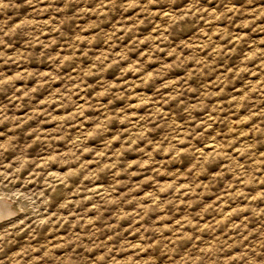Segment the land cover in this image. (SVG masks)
<instances>
[{
    "label": "rangeland",
    "instance_id": "374dc122",
    "mask_svg": "<svg viewBox=\"0 0 264 264\" xmlns=\"http://www.w3.org/2000/svg\"><path fill=\"white\" fill-rule=\"evenodd\" d=\"M0 213V264H264V0H0Z\"/></svg>",
    "mask_w": 264,
    "mask_h": 264
},
{
    "label": "bare ground",
    "instance_id": "6f19581e",
    "mask_svg": "<svg viewBox=\"0 0 264 264\" xmlns=\"http://www.w3.org/2000/svg\"><path fill=\"white\" fill-rule=\"evenodd\" d=\"M13 212V211H12ZM7 213V212H6ZM1 215L0 216H4V215H6V214H4V213H0ZM6 219V218H5Z\"/></svg>",
    "mask_w": 264,
    "mask_h": 264
}]
</instances>
